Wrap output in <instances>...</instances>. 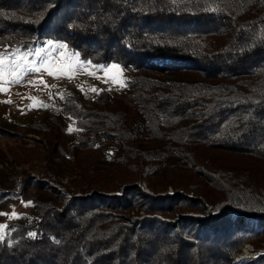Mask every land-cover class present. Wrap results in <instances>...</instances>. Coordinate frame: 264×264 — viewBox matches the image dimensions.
I'll use <instances>...</instances> for the list:
<instances>
[{
    "label": "trees",
    "instance_id": "16d2710c",
    "mask_svg": "<svg viewBox=\"0 0 264 264\" xmlns=\"http://www.w3.org/2000/svg\"><path fill=\"white\" fill-rule=\"evenodd\" d=\"M45 41L125 69V91L64 98L56 154L86 190L37 180L0 264H232L263 236L264 0H0V50Z\"/></svg>",
    "mask_w": 264,
    "mask_h": 264
},
{
    "label": "rangeland",
    "instance_id": "374dc122",
    "mask_svg": "<svg viewBox=\"0 0 264 264\" xmlns=\"http://www.w3.org/2000/svg\"><path fill=\"white\" fill-rule=\"evenodd\" d=\"M58 44L61 43H34L29 49L43 48L47 53V70L42 68L40 73H36L25 69L19 83L11 82V73L15 69L11 62L15 59L12 53L17 49L0 50V54L7 58L0 64V75L4 76L0 80V225L6 227L29 216V199L37 195L35 182L48 180V172H56L53 184L61 187L56 195H50L56 202L59 198H69L86 190L70 162L56 154L58 142L69 141L76 133L71 121L61 115L64 98L81 102L97 94L101 88L118 97H123L125 91V69L81 62L75 54L54 47ZM49 45L53 46L50 50ZM29 49L19 52L27 53ZM28 59L38 58L30 55ZM37 66H40L39 62ZM48 71L54 74L49 75ZM41 78L43 84L40 83ZM51 110L60 117L64 126L62 132ZM104 156L100 150L77 152L75 161L81 165H94L103 162ZM51 163L55 168L52 169ZM166 191L171 192V188L167 187ZM13 213L16 215L12 216ZM233 218L234 215L231 216ZM0 232L4 235L5 229ZM247 247L250 250L249 257L244 256ZM262 254L264 234L244 244L232 264H247Z\"/></svg>",
    "mask_w": 264,
    "mask_h": 264
},
{
    "label": "snow or ice",
    "instance_id": "6c2138e0",
    "mask_svg": "<svg viewBox=\"0 0 264 264\" xmlns=\"http://www.w3.org/2000/svg\"><path fill=\"white\" fill-rule=\"evenodd\" d=\"M52 45H49V50L52 48ZM54 47H56L57 49H66L67 45L66 44H58L55 45ZM46 51L45 49L41 48V49H29V51L27 53H20L19 49H17L16 51H14L12 53V57H15V59H13L11 62L15 65V69L12 71L11 75L13 77L12 79V83H19L20 80L22 79L21 73L27 69V71H34L36 73H40L42 68H44L45 70H47L45 68V64H47V60L45 59L46 56ZM32 55L35 56L36 58H38L37 60H29L28 57ZM5 59H7L6 57H4L2 54H0V64H3L5 62ZM22 61V62H21ZM39 62L40 66H37V63ZM115 67V66H113ZM49 75H53L54 73L52 71H48ZM4 76L0 75V80H3ZM30 84H32L33 82H29ZM40 83L43 84L44 81L41 78ZM95 91V89H94ZM30 203V202H29ZM16 214L13 213L12 216H15ZM6 226L5 225H0V230L5 229ZM28 235L30 237H35L36 233H28ZM4 236L2 234V232H0V240H3Z\"/></svg>",
    "mask_w": 264,
    "mask_h": 264
},
{
    "label": "bare ground",
    "instance_id": "6f19581e",
    "mask_svg": "<svg viewBox=\"0 0 264 264\" xmlns=\"http://www.w3.org/2000/svg\"><path fill=\"white\" fill-rule=\"evenodd\" d=\"M252 251V250H251ZM250 250H249V248L247 247L245 250H244V256L245 257H249L250 255Z\"/></svg>",
    "mask_w": 264,
    "mask_h": 264
}]
</instances>
